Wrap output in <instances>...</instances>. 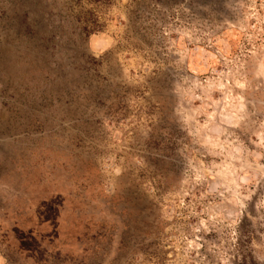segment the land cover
<instances>
[{
    "label": "rangeland",
    "instance_id": "1",
    "mask_svg": "<svg viewBox=\"0 0 264 264\" xmlns=\"http://www.w3.org/2000/svg\"><path fill=\"white\" fill-rule=\"evenodd\" d=\"M0 264H264V0H0Z\"/></svg>",
    "mask_w": 264,
    "mask_h": 264
}]
</instances>
